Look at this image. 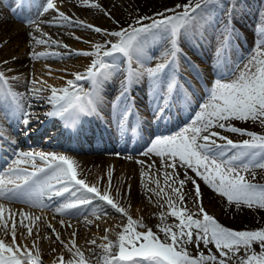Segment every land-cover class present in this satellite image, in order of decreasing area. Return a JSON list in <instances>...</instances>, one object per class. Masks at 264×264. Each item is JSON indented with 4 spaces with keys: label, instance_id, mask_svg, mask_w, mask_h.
<instances>
[{
    "label": "snow or ice",
    "instance_id": "1",
    "mask_svg": "<svg viewBox=\"0 0 264 264\" xmlns=\"http://www.w3.org/2000/svg\"><path fill=\"white\" fill-rule=\"evenodd\" d=\"M80 3L83 7L98 9L110 16L94 0H80ZM24 4L25 0H19L20 7ZM28 4L37 9L38 16L55 13L52 21H27L35 29L34 33H29L34 45L68 48V45L52 39L44 32L41 23H55L58 27L75 25L104 37L114 38L104 39L103 43H92L91 50L77 52V55L90 57V63L83 72H75L73 79L66 80L63 87L47 85L50 95L44 99L54 106V110L46 115L59 117L68 130L78 131L85 117L100 116V89L116 72L118 57L126 59L128 71L119 95L111 104L109 117L120 132L125 131L131 111L127 105L121 106L120 102L127 100L134 103L133 98L128 96L129 89L144 78L151 87L150 94L162 101L154 110L156 113L165 111L173 102L192 105L196 90L191 83L186 81L185 87L179 82L175 70L171 74L166 71L173 64L179 67L178 58L183 55L182 41L214 42L218 67L216 77L207 81L202 88L206 99L199 104L195 118L174 135L155 136L150 147L143 153L145 156L153 154L160 158L165 184L170 189V192L165 193L159 180H155L157 188L148 189L157 198L161 197V193L167 197V211H162L159 215L161 223L156 226L158 232L145 224L142 217L134 218L127 207L121 206L119 200H114L111 172L108 173V187L102 191L98 184H89L81 176L76 160L67 154L19 151L8 172L0 175V201L8 202L0 203V234L5 237L0 238V264H42L40 248L35 241L31 248L17 242L19 228H25L27 236L31 237L33 227H38L37 222L42 217L16 210L9 205L22 202L47 208L49 205L45 203V198L48 201L63 198L54 208L60 215L76 216L83 207L92 205L94 201L103 202L120 214L125 222L114 228H105L106 234L101 237L104 243L97 245L95 239L88 242L101 250L104 264H264V227L255 230L225 227L205 210L201 200V186L194 178L198 177L214 194L225 198L226 207L234 205L237 209L244 206L264 210V184L255 182V171L264 172V134L230 123L254 121L264 126V24L258 25L256 29L257 41L253 54L246 63L240 65L229 63V53L235 38L231 18L219 28L211 23L209 6L219 7L221 0H187L186 3L166 8L155 16L140 17L135 24L112 31L73 20L60 11L56 0H28ZM230 8L232 13L239 14L237 4H230ZM16 10L12 8V12ZM209 28L213 29L210 36ZM35 33H39V36ZM157 42L163 43L164 51L155 66H148L152 59L149 55L150 48ZM59 55L61 54L55 51H32L30 58L39 60ZM184 58L188 60L189 67L197 78L203 80L199 68L186 56ZM3 63L7 64L8 61ZM10 79L18 80L19 77L9 78L5 71L0 70V110L11 109L12 115H20L22 124L29 126L32 113L28 111L23 95L11 86ZM82 80L90 81L92 87L86 90L79 83ZM29 83L32 85L30 95L39 99L40 93L45 89L35 85H46L47 82L33 78ZM219 130L247 138L234 141ZM3 139L4 134L0 132V140ZM7 142L10 145L16 143L10 139ZM37 161L41 163L38 164ZM24 165H29L31 170ZM153 166L154 163L148 167ZM178 168L184 170L183 179H179ZM168 169L172 171L169 172ZM189 170L194 173V177L188 175ZM141 175L143 177L147 173L142 172ZM248 175L252 179H248ZM188 182L193 184L192 207L188 206L189 201L182 191ZM174 184L177 186L174 187ZM115 191L119 196L120 190L117 188ZM157 203L159 204V199ZM104 211L101 208L100 213H95L93 209L98 217ZM169 217L172 218V223H168ZM60 223L64 225L65 222L61 220ZM47 226L55 235L56 241L64 244L66 251L70 253L67 260L61 254L58 264H91L90 257L77 246L74 238L69 241V247L51 224ZM67 226L72 227L70 223ZM115 228H120V231H115ZM19 234L24 235L22 232ZM71 235L75 237L76 232ZM110 235H114L115 240ZM8 236L11 237L10 241L6 239ZM188 245L196 247L195 255L188 250ZM201 245L205 249L213 245L216 251L209 250L206 254L200 250ZM88 251L95 254V249Z\"/></svg>",
    "mask_w": 264,
    "mask_h": 264
},
{
    "label": "bare ground",
    "instance_id": "2",
    "mask_svg": "<svg viewBox=\"0 0 264 264\" xmlns=\"http://www.w3.org/2000/svg\"><path fill=\"white\" fill-rule=\"evenodd\" d=\"M73 1L76 4L77 9L75 11L70 12L68 14V15H70V17L73 20H81V21H84L85 23L93 24V25L98 26V27H100L99 24H101L103 28L106 27V26L107 27L110 26L111 25V21H113L115 19L118 20V23H120V22L124 23V22L128 21V19H131L132 17L136 16L137 14H139L142 11L146 12L147 14H153L154 12L156 14L158 12L164 11L166 8L174 7L175 5H177V3H175V2H178V1L180 2L181 1V3H178V4H182V3H186L187 2V0H113V1H110V2H109V0H94V2L99 3L104 10H106L108 13H110V16H106L104 14V11H101V10H98V9H94V8H87V7L81 6L80 0H73ZM233 1H237V0H233ZM259 3L264 4V0H252L251 3H250L251 4L250 6L253 8L256 4H259ZM57 7L60 9V11H63L62 10L63 8L61 7L60 3L57 4ZM215 9L216 8H211V9L209 8V12H210L211 17H212L213 25H216L217 21H218V23L220 22L219 20H217V21H215V20L217 19V17L219 15L222 14V13H220L221 11L218 10V8L216 10ZM245 9H247V7H245ZM239 10H240V8H239ZM53 14H54V12H53ZM229 14H230V18L235 19V21H237V20L241 21L242 22L241 24H242L243 27H246V29H251V30L254 31L255 26H257L258 23H261L260 21L263 20L262 16H264V11L258 12L257 17H256V22H254V19L250 18V17L247 20H245L243 17H241V13L234 15V13H232V9H231V13H229ZM53 18H54V16H51V17L46 16L44 18V21H52ZM130 21H132V20H130ZM96 22H98L99 24H96ZM18 23L20 24L19 21L17 22L16 19L11 18L9 16L8 11H7V13L6 12L4 13L3 11L1 12V14H0V39H1V41H2V39H4L3 40V42H4L9 37L11 39L13 37L12 32L14 33V32L19 31L21 29V28H18L19 30H17L16 27H17ZM144 23H150V21H145ZM19 24H18V26L20 27ZM45 24H46L45 27H47V29L49 31V33H48L49 36L52 35L51 36L52 39H55V40L59 41V33H61L62 36H65V37L67 36L69 38L71 37L70 40H73L72 37H74V38L75 37H80L81 39H79V40L75 39V40H77L78 45H80L79 48L81 46H84L83 43H84L85 39L81 35H78V34L72 35L73 31L76 29L74 27L75 25H66L64 27H58V26H56L55 23H45ZM124 24L128 25L129 23H124ZM48 25H50L51 27L48 26ZM28 28L22 27V31L20 30V32L16 33L17 36H16V38H14V40L18 39L19 40L18 44L20 43L21 47L23 45H26L28 48H31L32 49V50L30 49L31 52L32 51H35V52L49 51L47 49L44 50L45 47H43V46L34 45L31 37L29 36V33L33 32V31H31L32 29H28ZM33 29H34V27H33ZM210 29L211 28H209V30ZM71 30H73V31L71 32ZM2 32H3V34H2ZM88 38H89V36H88ZM193 44L195 45L196 48L198 47L195 43H193ZM11 45H13V44H11ZM253 45L256 47V43L255 44L253 43ZM154 46H156L157 49H159V50H162V51L164 50V45H163L162 42H157V43H155ZM156 47L153 48V45H152L151 46L152 50L150 48V51H153V49L155 50ZM189 48L195 49L194 47H191V46H189ZM49 49H51V48H49ZM53 49L54 48L52 47V50ZM183 49H185V47ZM184 51L186 52V54L190 55L189 54L190 51L188 49L187 50L185 49ZM8 52H10L11 55H12V57L10 59L11 64H12L11 65L12 69H16L18 72L20 70H22V69L24 71V68L26 66L24 65V67H23L22 66V62H21L22 60L20 61L18 59V58L21 57L20 56L21 53L18 52V51L16 53H14V51L11 52V50H8ZM150 53H152V52H150ZM9 55L10 54H8V56ZM81 57L82 56L79 55V59H81ZM39 60H41V59H39ZM44 60L47 61L49 59L43 58L42 61H44ZM183 62L184 61H179L178 60V64H179L178 68L175 65V71H177L176 72L177 76H178L179 72H182L183 74H186L188 76V72L186 71L185 66L182 64ZM39 64H41V63H39ZM41 68L43 69L42 70L43 72L41 73V72L35 71L34 75L36 73V76H34V79H40L41 81H46V82H48L47 85H52V86H55V87H60L64 83L62 81H58L59 79L58 80L57 79L54 80V77L51 76L52 74L48 75L47 73H49V70H47L44 65H42ZM210 70H212L214 73H216V70L214 68H210ZM9 75H11V74L10 73L7 74V76H9ZM178 79H180L182 81V75L181 74L178 77ZM119 83H121V81ZM119 83H117V84H119ZM117 84H116V86H117ZM139 84L142 85L143 83L140 82ZM14 89H15V87H14ZM104 89H106V94L108 93L107 95H105V94L103 95V96H105L104 98H106L107 100L110 99V98L114 99L115 97H117V95H116L114 90H113L114 94L112 96L109 95L110 89L107 88V85H105V84L101 87L100 91H102ZM200 91L203 92L202 90H200ZM150 92H151V90H149L148 92L145 91L144 93L140 94V96H142L143 94H147L148 95V94H150ZM48 93H47V96L50 95V93L49 94ZM152 96L153 95H151L150 98ZM23 97H26L28 99L29 103L30 104L32 103L31 104L32 106L36 105L37 103H41V102L43 103V101H42L43 99H41L40 101H37L38 98H36L35 96H31L30 92L24 93ZM142 101L147 102L146 98H143ZM145 102L143 103V105H144L143 107L144 108L142 110H138V111L136 110L133 113L137 117H144V118L147 117L148 119L149 118L150 119L151 118L156 119L157 117L159 118L160 114L162 113L163 114V118H162L161 121H162V123H164L165 121L163 122V120H165L167 118L169 119L170 116H171V113L173 114L174 112L180 113V112L186 111V109H183V108L180 107V110L177 109V108H174V110L170 111V113H167V111H165V112L163 111V112H160V113H156L155 111H153V113H152L151 109L156 107L155 104H152L150 106V103H149V105L147 107L146 106L147 104H145ZM161 103H162V101H161ZM111 104H112V102H111ZM111 104L109 103V101H108V103L102 102V106L103 107H106V108L109 107L108 109H106L107 111L110 110ZM174 105L175 106L176 105L179 106L178 103H176V102H174ZM30 111H33V112L36 113V114L35 113L32 114L31 120H33V119L37 120V118L41 119V117L39 116V114H40L39 112L40 111H35L34 108H32ZM182 118H185V117H182ZM194 118L188 119L187 121L190 123ZM230 123L234 124L235 126L247 129L249 131H254V132H257V133H260V134H264V131H263L264 130V126L260 125L258 122H254V121H248V122L231 121ZM258 125H260L261 130L260 131H255L254 130V126L258 127ZM182 128L183 127H181V129ZM181 129H178V131H180ZM168 135H174V134L171 133V134H168ZM240 138H242V136H240ZM29 150L30 151L35 150V151L52 152L51 149L47 150V149H43V148H39V147L38 148L32 147V148H29ZM57 153L67 154V155L73 157V154L67 153V151H64L63 149L57 150ZM77 157H79L80 160L78 158L77 159H75L74 157L73 158L76 160V162H77V164L79 166L78 167V171L81 174V176L86 178V181L89 184H98L99 187H102V189H101L102 191L105 188L108 187V173L109 172H111V173L112 172H117L118 171L117 170L118 167H120L119 171L125 170V172L122 171L119 174H121L123 176V178L127 177L128 178L127 181L128 182H132L133 185L131 186L129 191L126 190L127 191V195H125L126 192H124V191H122L120 189L121 188L120 187L121 184H119V182H118L119 181L118 177L117 178L111 177V182L113 183L112 184V186H113L112 195L114 197V200H119L121 206L127 207L131 214H133V215L137 214V216H134V218L138 219V218L142 217L145 224H147L149 227H152L153 231H157L158 232V228L156 226L161 223V221L159 219V215H160V213L162 211H165V212L167 211V204H166L167 197L165 196L164 193H161V197L157 198L155 196V194L152 193V192H149L148 189L157 188L155 180H159L160 181V187L165 189V193L170 192V189L165 184V178H164V175H163V170L160 173V174H162V177L161 178L157 177L155 179L153 175L150 176L148 174L152 170H150L148 168V166L142 165V166H145L143 170H145L144 172L147 173V175H145L144 184L142 186L137 181L138 170L134 167V165H139L137 163V161H142L143 160V159H140L139 157H138V160H131L133 158H130V160L133 161V162H131L129 160V158H127V156L125 154H123V153L120 154L118 152H110V154L102 153V152L100 154H98V152H92V153H90L88 155L85 154V155H81V156H77ZM128 161L131 162V163H129ZM144 164H146V163H144ZM28 167L30 168V166H28ZM177 171L180 173L179 179H183L184 178V173H183L184 170L178 168ZM256 173H257V175H260L261 173H264V172H261L260 170H256L255 174ZM153 174H154V172H153ZM146 176H150V178L147 180ZM138 178H139V176H138ZM249 179H251V178H249ZM114 181L116 182V184L114 183ZM199 183H200V186H201V193H202L204 201L205 200L206 201L209 200V198H211L212 195H214V193L206 185H204L202 181H200ZM126 185H127V183L124 186L126 187ZM173 186L175 187L177 185L174 184ZM117 188L120 190V195L119 196H117V193L115 191V189H117ZM184 193H185V199L189 201V205L188 206H192V204H191V199H192L191 194L189 192H186V190H184ZM149 197H151V199H149ZM158 199H159V204L157 203ZM160 205H163V207H161ZM12 206H13L12 208H14L16 210H19V211H22V212H26V213H28V210H29V212L31 214L34 213V215H39V216L42 217L40 224H37L38 227L37 226L33 227V234H32L31 237L27 236V231H26L25 228H19L18 235H17V242L18 243L26 244V245H28L29 248H31L33 241H35L36 244L40 248V254L41 255L51 256V254H52V257H54L56 254H60V255L62 254L64 256L65 260H67L70 257V253H68L66 251L64 244H61L60 242L58 243V241L56 242L57 244H55V242H52L49 239V237H51V235L53 236V234L49 235L48 232L44 230V229H47L48 222H47V220L45 222V219H44L43 216L47 215L48 217H50V219L45 217L49 221V220H53V219L64 218L65 217L64 215H62V216H60L59 214L54 215L53 210L49 211L50 209H48V208L47 209L46 208H41V209L35 208L34 210H32V209L30 210L29 206L24 205V203H22V202L21 203H19V202L13 203ZM53 208H55V206ZM83 209H84L83 212H85V210H87V209H85V207ZM227 212H228V210H227ZM229 212L231 214L229 217H224V216L215 217L225 227L231 228L233 230H255V229H259L261 227H264V211L263 210L261 211L260 216H258V217H260V220H258V221H255L251 217L252 211H250V210L243 211L242 209H238V210L234 209V212H233V209H232ZM80 213H82V209L80 210ZM117 216H118V213H115V212L111 213V212L107 211V213H104V214L100 215V217L96 218L95 216L94 217L92 216L93 217L92 220L96 222L99 219H101V220L105 219L106 221L111 222V224H114L113 219H114V217H117ZM51 217H52V219H51ZM18 219H19V217H18ZM92 220L89 219V221L92 222L91 225H93V221ZM25 222L28 223V221H25ZM86 222H87V220H86ZM172 222H173L172 218L169 217L168 218V223H172ZM122 223H124V222H122ZM113 227L114 226H112L111 228H113ZM73 230L75 232L77 231L75 228ZM56 231L60 234V238H61L62 230H56ZM115 231H120V229L115 228ZM21 232L24 233V235H20L19 233H21ZM102 233H100V234H102ZM80 234L81 235H78V233H77L76 237H70V235H67L64 238L65 244H67L69 247H71V244L69 243V241L74 238L76 240L77 246H79L85 252V255L87 257H90L91 264H104L103 259L101 257V250L96 245H91L90 243H85L84 239H85V235H87V234H84V230H81ZM77 236H79L78 237V238H80L79 240L77 239ZM0 238H5V237L3 236V234H0ZM110 238L115 240L116 237L114 235H110ZM6 239H8L10 241L11 237L8 236ZM99 239L101 240V237H99ZM96 241H97V245L101 244V242L99 243L98 240H96ZM80 242H82V243L79 244ZM102 243H104V241ZM44 249H46V251ZM89 249H95V254H91L88 251ZM208 249H210L212 251V248H209V246H208L207 249H205L203 247V245L200 246V250L205 251L206 254L209 251ZM188 250L193 255H195L196 252H197V249H196V247L194 245H188ZM257 251H259L258 247H257ZM49 259H50V257H49Z\"/></svg>",
    "mask_w": 264,
    "mask_h": 264
},
{
    "label": "rangeland",
    "instance_id": "3",
    "mask_svg": "<svg viewBox=\"0 0 264 264\" xmlns=\"http://www.w3.org/2000/svg\"><path fill=\"white\" fill-rule=\"evenodd\" d=\"M110 1H113V0H109V2ZM229 1L230 2L228 3V0H221V5L219 7H217L215 5L209 6L210 9L211 8H216V9L218 8V10L221 11L220 13H222L215 20V21H217V20L220 21L219 22L220 24L218 23V21L216 22V25L215 26H217V28L221 27L227 20H229V18H230V14L229 13H231L230 4H233V3L237 4L238 7L240 8L239 13H241V15L245 19L247 18V15L249 14L250 16H248V18L249 17L250 18H253L254 19V22H256V17H257L258 12L264 11V4H262V3L256 4L255 6L253 5L254 7L252 8L250 6L251 5L250 3H251L252 0H246V1L245 0H242V1L241 0H237V1L229 0ZM56 3L57 4H59V3L61 4V7L63 8L62 9L63 12H65V14H67V15L70 12H73V11H75L77 9L76 4L74 3L73 0H57ZM175 3H177V4L178 3H181V1L180 2L178 1V2H175ZM245 7H247V9H245ZM1 12H2V10L0 9V14H1ZM47 14L46 15L44 14L45 16L44 15L43 16L44 17H46V16L51 17V16H54L55 15V13L53 14V12L52 13L49 12ZM234 15H236V14L234 13ZM68 16H70V15H68ZM143 16H155V12L153 14H147L146 12H143L142 11L139 14H137L136 16L132 17L131 19H128V21H126L124 23L135 24L136 23V20L138 18H140V17H143ZM35 17H36V20L43 22V20H42L43 17L38 16V15H36ZM262 17H263V20L260 21L261 23H258L257 22L258 25L264 24V16H262ZM130 20H132V21H130ZM117 21L118 20H116V19L113 20V21H111V25L108 26V27L107 26L104 27V29H107V30H110V31H112V30H119L121 27H127L129 25V24L128 25H125L123 22L117 23ZM211 23H212V17H211ZM241 23H242L241 21H239V20L235 21V19L231 18V25H232V27L235 30V38L233 40L232 48H231V51L229 53V55H230V61H229V63L230 64H240V65H243L244 63L247 62V60L253 54L254 49L256 48L253 45V43L255 44L256 41H257V32H256V29H257L258 25L255 26L254 31H253L251 29H246V27H243ZM18 24H17V27H16L17 30H19L18 28H21L20 30L22 31V27H24V28L29 27L28 29H32L31 31H33V33L35 32V29H33V26H31V25H28V24L25 25V24L22 23V24H19L22 27H19ZM96 24H99V23L96 22ZM48 26H50V25H48ZM99 26L101 28H103L101 24H99ZM74 27L76 28L75 29L76 31L75 30L74 31L71 30V32L73 31V34L72 33L71 34L72 35H74V34L81 35L85 39L84 40V43H83L84 46H81L79 48L80 45H78L77 40H75L76 38L72 37L73 40H70L71 37L69 38L67 36L66 37L65 36H62L61 33L58 32L59 33V41L62 44L68 45V48H62V47H55V46H53L54 49L52 50V48L49 49L46 46H43V47H45L44 50L47 49L49 51L50 50L51 51H55V52L57 51V53H60L61 54V55L55 56V57H52V56L48 57L47 59H49L50 61L49 60L42 61L43 59H41V60H32L30 58V53H31L30 49L31 48H28L26 45H23L21 47L20 43L18 44V41L19 40L18 39H15L14 40V38H16V36H17L16 33L20 32V30L19 31H16L14 33L12 32L13 37L11 39H10V37L7 38L5 40V41H7L6 44L4 43L5 41L3 42L4 39H2V41L0 39V69L2 71H5V74L6 73L7 74L10 73L11 75L8 76L9 78H11L13 76L19 77L18 80H11L10 79V84L13 87V89L15 87V89H14L15 91H17V92L19 91V93H21L22 95H24V93H26V90L25 89H27L28 92H29V90L32 88V85L29 83V81L32 78H34V76H36V73L34 75V72L35 71L41 72V73L43 72L42 71L43 69L41 68L42 65H44L45 68L47 70H49V73H47V74L48 75L49 74L50 75L52 74L51 76L54 77V80H56V79L58 80L59 79L58 81H64V82H66V80L73 78V74L75 73V71L76 72H83L86 69L87 65L90 63V60H91L90 57H84V56H82L81 59H79V55H77L76 53L77 52H80V51H77L76 53H73L72 50L75 51V49H76V50H81V51H88V50H91V44L92 43H96V42L103 43L104 39H114L112 37H104V36H102V34L94 33V32H92L91 30H89L87 28H84L83 29L82 27H79V26H74ZM41 28H42V30L44 32L49 33L47 27H44L43 23H41ZM212 31H213V29L211 28L209 30V32H208L209 36L211 35ZM2 34H3V32H2ZM35 34L37 36H39V33H35ZM51 36L52 35H50V37ZM88 36H89V38H88ZM85 41H87V42H85ZM182 43H184L186 45V47H188L186 49H188L190 51L189 52L190 55L186 54V52L184 51L185 49H183L184 47H183V44H182L181 45L182 46L181 48L183 50V53H185V55H187L186 57L189 60H191V62L194 63L199 68L200 73H201V76L202 75H205V73L209 70V74L206 76V80L209 81L210 79L215 78L216 76H213V75H216V74H214V72L212 73V71L210 70V68H214L216 70L217 67H218L217 62H216V57H215V51H214V46H215L214 45V42H212L211 40H200V41L193 40L191 42L182 41ZM193 43H195L198 47L196 48L195 46H193L194 45ZM11 44H13V45H11ZM154 45L155 44H153V48L156 47ZM40 46H42V45H40ZM189 46L194 47L195 49H192L191 50V49H189ZM8 50H11V52L14 51V53H16L17 51L21 53L20 54L21 57L18 58V59L20 61L22 60L21 62H22V66L23 67H24V65L26 66L24 68V71L22 69V70H20L18 72L16 69H12V66H11L12 64H11V61H10L12 55H11L10 52H8ZM151 50H152V48H151ZM193 50H196L197 51L196 54H195V52ZM163 51L157 49V47H156L155 50L153 49V51H149V55L152 56L153 59H151V61L149 62L148 66H155V64L159 62V56H160V54ZM150 52H152V53H150ZM8 54H10V55L8 56ZM184 56L181 55L182 59H184L187 62L186 64H184V66L186 68V67H189L188 66L189 64H188V60H186L184 58ZM120 59H121V57H118L117 63H118V61ZM4 61H8V63L5 64V63H3ZM39 63H41L42 65L39 64ZM121 64L118 63L116 65L117 70H116V72L113 73V76H114V74H116L115 75L116 76V80L113 79V76L109 80L111 83H114V85H116L117 83L120 82L119 81L120 78H118V77H121V79L123 77V73H122V70L123 69L121 67H119ZM8 69H11V71H8ZM168 70L170 71V68H168L166 71H168ZM187 72H188V76L186 75V77L185 76L182 77V81L179 79V82L181 84L185 85V87H187L186 81L187 82H190L191 85H192V88L195 89L197 93L201 92L200 90H202V88H203L204 85L201 84V82L198 83L196 81V78L193 77V75H195V73L192 70H188ZM61 76L63 77V79H61ZM36 80H40V79H36ZM109 81H107V82H109ZM141 81H142V83H145L146 88H151L150 85H149V83L147 82L146 78L142 79ZM107 82H105L104 84L107 85ZM35 87H37V88L43 87L45 89L43 92L40 93V96L42 98L43 97L45 98L46 95H47V93L50 91L47 88V84L44 85V84L38 83V84L35 85ZM134 91H135L136 94L139 95V94L144 93L145 91L148 92L149 89H145L143 86H138V84H135V90ZM160 102L161 101H160V99L158 97V103H160ZM186 124L187 123L184 122L183 125H182V127H185ZM254 130L255 131H260L261 130L260 125H258V127L254 126ZM219 131H221L223 135L229 136L234 141H239V140H242V139H246L247 138V137L240 138L239 135H236V134H233V133L224 132L223 130H219ZM144 159L145 160L147 159V161L149 163L145 162L146 164H142V165L149 166L150 164H153L154 163V166L152 168H149L148 167L150 170H152L148 174L150 176L153 175L155 179L157 177L161 178L162 177V174H160V173H161L162 170H161L160 158H158V157L156 158V156L152 158V156L150 157L149 155H147V157H145ZM142 165L141 164L134 165V167L138 170V173L137 174H138L139 178L137 176V181H138V183H140V185L143 186L144 180H145V175L142 177L141 173L142 172L145 173L144 172L145 170H143L145 166H142ZM117 170H118L117 172H112L111 173V177H113V178H117L118 177V180H119L118 182H119V184H121L120 185V187H121L120 189L122 191H124V192L127 193V191L130 190V188L133 185V183L132 182H128L127 181L128 180L127 177H124L123 178V176L121 174H119L122 171L125 172V170L119 171L120 170V167H118ZM168 171L171 172V169H169ZM153 172H154V174H153ZM183 173H184V171H183ZM188 175L189 176H192L193 175V177H194V173H192L190 170L188 171ZM260 175H257V173L255 174V179H256L255 182L264 184V173H261ZM150 176H146V179L148 180L150 178ZM250 176L251 175L247 176V178L248 179L249 178L252 179V176L251 177ZM194 178L196 179V182L197 183L200 182V180H199L198 177H194ZM114 183L116 184L115 181H114ZM126 183H127V185L125 187L124 185ZM129 186H130V188H129ZM100 188L102 189V187H100ZM192 189H193V184L191 182H188V183H186V185L184 186V188L182 189V191L184 192V190H186V192H189L191 194ZM201 200H202V203H203V206H204L205 210L209 214L213 215L214 217H219V216L229 217L231 215L229 211H231L232 209H233V212H234V209L235 210H238L235 206L226 207V200H225V198H222V197L218 196L217 194L212 195V197L209 198V200H207V201L206 200L204 201L203 196H201ZM189 207H192V206H189ZM83 208H82V213H79L76 216H73V218L71 220L70 219H67V218H58V219H53V220H49L48 221V219H50V217H48L47 215L46 216H43V217L45 219V222L47 220L48 224H51L52 227L55 228V230H62V236H61L62 239L61 238L60 239L63 240V241H64V238L67 235H70V237H72L71 234L74 231L73 230L74 228L77 230L76 231V234L78 233V235H81L80 234L81 233V230H84V234H87V235H85V239H84L85 240V243H88L89 241L93 240V238L95 240H98L99 243L100 242L102 243L103 240L102 239L100 240L99 237H103L106 234L105 231H104L105 228H111L112 226L115 227L117 224H121L122 225L123 224L122 222H125V220L121 218L120 214H118L117 217H114V219H113L114 224H111V222L106 221L105 219H103V220L99 219L96 222L93 221L92 218L94 216L96 218L98 217L96 214H94L93 209H95V213H100L101 208H104V210H105L104 213H107V211H109L111 213H114V210L111 209L110 207H107L106 205H104L103 202L94 201L92 205L85 207V209H87V210H85V212H83V210H84ZM245 208H244V206H241L239 209H242L243 211H246V210L252 211L251 217L255 221L260 220V217H258V216H260V214H261V211H262L261 209H257L255 207L252 208V209H248L247 207H245ZM227 210H228V212H227ZM131 215L133 217L134 216H137V214L136 215L131 214ZM45 217H47L48 219H46ZM52 217H51V219H52ZM68 217L70 218V216H68ZM99 217H100V215H99ZM89 219H91L93 221V225H91V223L88 224L86 222V220L89 221ZM61 220H64V222H65L64 225H61V223H60ZM38 222H40V221H38ZM69 223L72 225V227H68L67 226ZM117 229H120V228H117ZM44 230L47 231L49 235L53 234V232L51 231V229H49V227H47V229H44ZM100 233H102V234H100ZM78 237L79 236H77V239L79 240L80 238H78ZM50 238H51L50 240L52 242L54 240L56 241V237H55L54 234H53V236L51 235ZM56 242H55V244H57ZM58 243H59V241H58ZM81 243L82 242H80L79 244H81ZM209 248H212V252H215L216 251V249L214 248L213 245H209ZM44 250L46 251V249H44ZM208 250H210V249H208ZM58 256H60V254H56L54 256L55 258L52 257V254H51V256L41 255L42 264H58V260H57L58 259ZM49 257H50V259H49Z\"/></svg>",
    "mask_w": 264,
    "mask_h": 264
}]
</instances>
